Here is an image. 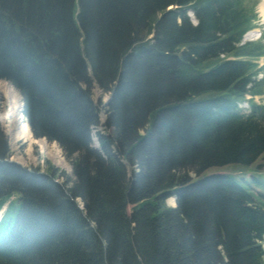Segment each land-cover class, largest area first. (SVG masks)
Masks as SVG:
<instances>
[{"label": "trees", "instance_id": "1", "mask_svg": "<svg viewBox=\"0 0 264 264\" xmlns=\"http://www.w3.org/2000/svg\"><path fill=\"white\" fill-rule=\"evenodd\" d=\"M254 6L0 0V81L73 176L4 162L0 139V198L20 195L13 224L1 228L8 208L0 221V264H264L262 198L230 174L202 176L264 154V105L236 107L263 93L264 45H239ZM94 87L109 95L99 149Z\"/></svg>", "mask_w": 264, "mask_h": 264}, {"label": "rangeland", "instance_id": "2", "mask_svg": "<svg viewBox=\"0 0 264 264\" xmlns=\"http://www.w3.org/2000/svg\"><path fill=\"white\" fill-rule=\"evenodd\" d=\"M246 3H255V12L257 13V22L258 29L262 33H264V20L263 15L260 12L259 5L261 4L262 0H245ZM261 65H264V58L258 60ZM3 86V87H2ZM0 139L4 138L6 140L10 155L8 156L9 161H14L20 164L24 169L27 171H38L39 173H55L57 175L56 179L60 182L63 181L66 177L73 178L71 172V165L68 162L67 158L65 157L63 150L59 147L57 143L50 142L44 138H35L31 134V128L27 120L24 118L22 119L23 122L15 125L13 127L14 122L11 120V133L7 131V125L9 120L4 117V112H6L5 107L8 101L14 102L20 105V109H24V101L22 100V96L20 92L12 86L9 82L0 81ZM4 95V97H3ZM264 100V95L258 99V101ZM91 101L92 104L98 110V118L101 123L105 120V110L106 103L108 101V95L102 92L99 88L94 87L92 89L91 94ZM8 108V106H7ZM21 120V119H20ZM18 121L15 123L17 124ZM22 125V126H21ZM27 127L28 133L24 134L21 133V136L17 135L18 128ZM100 130L97 132V130ZM96 130L97 133L101 135H107L108 131H103L102 128H98ZM14 133V134H13ZM110 133V132H109ZM14 135V137L21 139V141L15 143L10 140V136ZM23 134V135H22ZM26 138V139H25ZM96 143V142H94ZM93 143V144H94ZM57 152V153H56ZM48 155H51L48 156ZM55 155V156H52ZM60 156V157H59ZM53 158V159H52ZM59 159V160H58ZM56 160V161H55ZM59 161V162H58ZM58 162V163H57ZM216 173H229V174H236L238 177L243 176L246 180L251 178V176H263L264 175V154L254 162L253 165L247 168H240L239 166L229 165L225 167H211L208 168L206 171L202 173V176H207L210 174ZM263 174V175H262ZM233 178L239 181V178L235 175H231ZM242 184V183H241ZM252 190L255 194H263L264 189L259 187L258 185L254 184L252 186ZM16 195V194H14ZM15 197V196H14ZM173 198H169L165 201V204L168 207L173 205L172 202ZM5 203L6 209L7 205L9 204L8 212L2 222L1 228L8 229L10 224L12 225L15 219V214L17 213V209L19 208V203L17 200H12L10 198H0V202ZM131 205L127 207L128 213L131 212Z\"/></svg>", "mask_w": 264, "mask_h": 264}, {"label": "bare ground", "instance_id": "3", "mask_svg": "<svg viewBox=\"0 0 264 264\" xmlns=\"http://www.w3.org/2000/svg\"><path fill=\"white\" fill-rule=\"evenodd\" d=\"M259 9H260V12L262 13V15H263V20H264V0H262V2H261V4L259 5ZM3 87V86H2ZM0 91H1V89H0ZM3 97H4V95H3ZM20 106H21V103H20V105H18V104H16V103H9L8 104V108H7V110H6V112H4V117L6 118V119H10L9 120V123H8V125H7V131H9L10 133H11V120L14 122V124H13V127L15 126V125H18L19 123H21V122H23L22 120H20L21 119V115H20ZM18 107V108H17ZM18 121V123L17 124H15L16 122ZM22 126V125H21ZM29 131H28V128L25 126L24 128L23 127H21V129H19L18 128V130H17V135H19V136H21V133H24V134H27ZM14 134V133H13ZM23 135V134H22ZM32 135V134H31ZM11 138L12 139H18V138H16V137H14V135H12L11 134ZM26 139V138H25ZM50 142H53V141H50ZM53 143H55V142H53ZM57 153V152H56ZM48 156H50L51 157V155H48ZM52 156H55V155H52ZM60 157V156H59ZM53 159V158H52ZM59 160V159H58ZM56 161V160H55ZM59 162V161H58ZM57 162V163H58ZM172 202H173V205H174V198L172 199Z\"/></svg>", "mask_w": 264, "mask_h": 264}, {"label": "water", "instance_id": "4", "mask_svg": "<svg viewBox=\"0 0 264 264\" xmlns=\"http://www.w3.org/2000/svg\"><path fill=\"white\" fill-rule=\"evenodd\" d=\"M79 208H81V207H79Z\"/></svg>", "mask_w": 264, "mask_h": 264}]
</instances>
